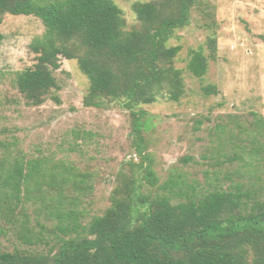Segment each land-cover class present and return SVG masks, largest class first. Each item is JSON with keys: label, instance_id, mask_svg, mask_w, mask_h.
Here are the masks:
<instances>
[{"label": "trees", "instance_id": "trees-1", "mask_svg": "<svg viewBox=\"0 0 264 264\" xmlns=\"http://www.w3.org/2000/svg\"><path fill=\"white\" fill-rule=\"evenodd\" d=\"M129 26L115 0H0L6 15L34 16L45 27L31 44L38 62L16 74L28 106L59 90L63 59L76 60L90 81L87 107L123 103L135 120L139 163L120 170L101 214L87 207L88 172L50 156H25L15 137L0 140V264H264V201L245 184L204 190L180 176L162 183L144 144L135 109L186 96L177 67L178 32L195 21L207 33L189 51L187 68L208 74L219 52L210 0H135ZM5 36L0 33V46ZM206 95L218 93L204 89Z\"/></svg>", "mask_w": 264, "mask_h": 264}, {"label": "rangeland", "instance_id": "rangeland-1", "mask_svg": "<svg viewBox=\"0 0 264 264\" xmlns=\"http://www.w3.org/2000/svg\"><path fill=\"white\" fill-rule=\"evenodd\" d=\"M135 0H115L129 26L137 23ZM216 6L219 52L205 78L188 70L189 51L204 45L207 33L196 19L178 32L177 67L186 96L135 109L144 144L161 182L180 176L204 188L235 190L243 183L251 200L264 201V0H210ZM45 27L34 16L6 15L0 24V140L15 137L28 157L50 156L88 172L94 190L87 207L101 214L109 206L116 174L139 163L135 118L123 103L87 107L90 81L76 60L62 61L59 90L39 107L28 106L15 77L38 58L33 41ZM216 88L206 95L204 89Z\"/></svg>", "mask_w": 264, "mask_h": 264}]
</instances>
